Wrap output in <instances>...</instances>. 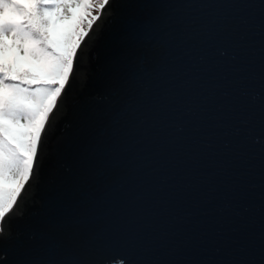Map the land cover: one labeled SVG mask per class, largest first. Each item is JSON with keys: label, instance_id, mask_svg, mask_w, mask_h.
Listing matches in <instances>:
<instances>
[{"label": "water", "instance_id": "water-1", "mask_svg": "<svg viewBox=\"0 0 264 264\" xmlns=\"http://www.w3.org/2000/svg\"><path fill=\"white\" fill-rule=\"evenodd\" d=\"M0 227V264H264V0H109Z\"/></svg>", "mask_w": 264, "mask_h": 264}, {"label": "snow or ice", "instance_id": "snow-or-ice-1", "mask_svg": "<svg viewBox=\"0 0 264 264\" xmlns=\"http://www.w3.org/2000/svg\"><path fill=\"white\" fill-rule=\"evenodd\" d=\"M108 2L0 0V224L32 175L93 12Z\"/></svg>", "mask_w": 264, "mask_h": 264}, {"label": "rangeland", "instance_id": "rangeland-1", "mask_svg": "<svg viewBox=\"0 0 264 264\" xmlns=\"http://www.w3.org/2000/svg\"><path fill=\"white\" fill-rule=\"evenodd\" d=\"M93 15H99V18H100L101 15H102V12L94 11V12H93ZM98 20H99V19L95 20V21L93 22V24H94L95 22H97ZM92 27H93V25H92ZM91 29H92V28H91ZM90 31H91V30H90ZM90 31H89V32H90ZM89 32H88V34H89ZM85 38H86V36L83 38L82 43H83V41L85 40ZM82 43H81V44H82ZM77 52H78V50H77ZM58 100H59V98H58ZM58 100H57V101H58ZM0 228H2V227H0ZM5 232H6L5 229L2 228V231H0V235H1V236H4V235H5Z\"/></svg>", "mask_w": 264, "mask_h": 264}, {"label": "trees", "instance_id": "trees-1", "mask_svg": "<svg viewBox=\"0 0 264 264\" xmlns=\"http://www.w3.org/2000/svg\"><path fill=\"white\" fill-rule=\"evenodd\" d=\"M78 56L80 58L81 54L80 53H77L75 59H74V65H73V69L76 67V66H79V64L77 63V59H78ZM59 101V100H58ZM57 101V103H58Z\"/></svg>", "mask_w": 264, "mask_h": 264}]
</instances>
